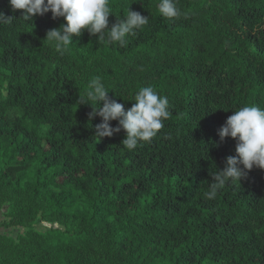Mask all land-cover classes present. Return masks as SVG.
<instances>
[{
  "label": "trees",
  "instance_id": "obj_1",
  "mask_svg": "<svg viewBox=\"0 0 264 264\" xmlns=\"http://www.w3.org/2000/svg\"><path fill=\"white\" fill-rule=\"evenodd\" d=\"M159 2L110 0L120 18L131 7L148 24L126 47L84 30L61 55L44 39L63 17L24 21L0 0L15 17L0 25V193L76 225L12 247L0 264H104L96 246L115 249L111 264H264V169L205 196L236 155L220 128L242 106L264 108V0H178L172 19ZM95 77L126 111L141 87L167 96L164 127L133 150L123 129L99 140L102 118L78 102Z\"/></svg>",
  "mask_w": 264,
  "mask_h": 264
},
{
  "label": "clouds",
  "instance_id": "obj_2",
  "mask_svg": "<svg viewBox=\"0 0 264 264\" xmlns=\"http://www.w3.org/2000/svg\"><path fill=\"white\" fill-rule=\"evenodd\" d=\"M178 0H160L159 13L172 19L180 14ZM13 12L24 10L20 17L31 22L35 16L52 13L53 19L63 17L66 24L49 30L46 39L61 55L73 44V37H80L84 30L95 36L99 42L120 47L127 46V37L136 35L148 24L149 18L129 7L123 18L117 16L110 0H9ZM115 14L118 22L109 29V17ZM15 17L0 12V25H11ZM108 88L100 77L89 81L88 90L79 95V104L91 105L89 120L99 116L102 123L95 126L99 140L126 131L122 146L133 150L141 141H149L164 127V120L170 116L167 96L158 94L152 86L141 87L135 94L133 106L125 110L123 104L108 96ZM103 102L102 106L101 103ZM227 111V110H226ZM118 120L113 128L111 121ZM220 140L231 137L237 140L236 155L226 158L223 170L211 173L213 182L205 193L207 199H214L227 183L241 182L253 167L264 169V108L252 105L242 106L229 116L219 130ZM241 165L243 167H241Z\"/></svg>",
  "mask_w": 264,
  "mask_h": 264
},
{
  "label": "rangeland",
  "instance_id": "obj_3",
  "mask_svg": "<svg viewBox=\"0 0 264 264\" xmlns=\"http://www.w3.org/2000/svg\"><path fill=\"white\" fill-rule=\"evenodd\" d=\"M75 228L71 221L45 220L37 216L25 196H14L10 191L0 193V246L7 247L4 251L0 250V256L6 252L10 254L12 247L18 250L28 248L33 240L50 230L74 231ZM115 256V249L103 246L92 248L91 257L104 264H111Z\"/></svg>",
  "mask_w": 264,
  "mask_h": 264
}]
</instances>
